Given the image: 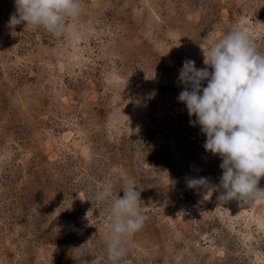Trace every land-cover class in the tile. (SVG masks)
<instances>
[{"label":"rangeland","instance_id":"1","mask_svg":"<svg viewBox=\"0 0 264 264\" xmlns=\"http://www.w3.org/2000/svg\"><path fill=\"white\" fill-rule=\"evenodd\" d=\"M81 6L54 37L10 26L0 0V264H111L109 204L94 199L109 179L113 199L140 192L146 217L118 264H264V198L187 186H218L222 160L178 100L185 59L211 72L203 52L234 26L264 52V0Z\"/></svg>","mask_w":264,"mask_h":264},{"label":"clouds","instance_id":"2","mask_svg":"<svg viewBox=\"0 0 264 264\" xmlns=\"http://www.w3.org/2000/svg\"><path fill=\"white\" fill-rule=\"evenodd\" d=\"M16 13L9 25L43 28L54 37L68 30L67 21L77 18L82 0H14ZM18 14V15H17ZM204 64L185 59L178 80L185 86L178 100L186 105L189 117L205 134L204 148L218 154L223 170L218 186H210L206 177L188 179L187 186L203 188L206 194L222 189L218 201L247 203L264 198L258 187L264 177V52H260L248 33L234 26L211 43ZM207 86L202 87V82ZM114 183L109 179L94 193L97 203L109 204L111 219L107 225V259L111 264L126 255L123 238L139 231L146 217L139 210L140 192L134 186L113 197Z\"/></svg>","mask_w":264,"mask_h":264},{"label":"trees","instance_id":"3","mask_svg":"<svg viewBox=\"0 0 264 264\" xmlns=\"http://www.w3.org/2000/svg\"><path fill=\"white\" fill-rule=\"evenodd\" d=\"M190 120H192V118H189V120L188 121H190ZM189 124H190V122H189ZM196 126V124L195 125H193V124H190V128L193 130L194 128L193 127H195ZM136 140H140V141H147L148 139L147 138H141V137H138V136H135L134 137ZM137 144H138V142H137ZM110 160V159H109ZM141 171L143 170V169H140Z\"/></svg>","mask_w":264,"mask_h":264}]
</instances>
